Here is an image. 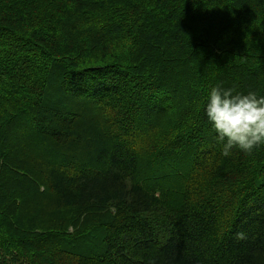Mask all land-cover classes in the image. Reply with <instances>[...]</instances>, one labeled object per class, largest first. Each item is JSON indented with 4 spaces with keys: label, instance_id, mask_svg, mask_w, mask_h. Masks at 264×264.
Instances as JSON below:
<instances>
[{
    "label": "trees",
    "instance_id": "obj_1",
    "mask_svg": "<svg viewBox=\"0 0 264 264\" xmlns=\"http://www.w3.org/2000/svg\"><path fill=\"white\" fill-rule=\"evenodd\" d=\"M215 86L264 95V0H0V264H264Z\"/></svg>",
    "mask_w": 264,
    "mask_h": 264
},
{
    "label": "clouds",
    "instance_id": "obj_2",
    "mask_svg": "<svg viewBox=\"0 0 264 264\" xmlns=\"http://www.w3.org/2000/svg\"><path fill=\"white\" fill-rule=\"evenodd\" d=\"M204 111L218 139L226 141L224 155L234 147L250 153L264 144V95L215 86L207 94Z\"/></svg>",
    "mask_w": 264,
    "mask_h": 264
},
{
    "label": "rangeland",
    "instance_id": "obj_3",
    "mask_svg": "<svg viewBox=\"0 0 264 264\" xmlns=\"http://www.w3.org/2000/svg\"><path fill=\"white\" fill-rule=\"evenodd\" d=\"M102 24H103V23H102ZM102 24H101V25H102ZM55 214H56V212H54L51 216H48V215H47V211H45L44 214L41 216V219H42V220H48L49 218L56 219L55 217H53ZM60 218H61V219H57V220L62 221V220L67 219L66 214H62V215L60 216ZM49 264H55V263H54V262H51V263H49Z\"/></svg>",
    "mask_w": 264,
    "mask_h": 264
}]
</instances>
